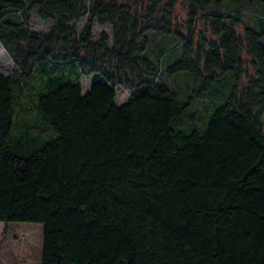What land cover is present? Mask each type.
Segmentation results:
<instances>
[{
	"label": "trees",
	"instance_id": "trees-1",
	"mask_svg": "<svg viewBox=\"0 0 264 264\" xmlns=\"http://www.w3.org/2000/svg\"><path fill=\"white\" fill-rule=\"evenodd\" d=\"M151 32L181 59H151ZM0 49L17 67L0 72V221L43 224L41 264H264V0H0ZM44 62L94 79L26 95ZM30 110L57 134L41 147L13 134Z\"/></svg>",
	"mask_w": 264,
	"mask_h": 264
},
{
	"label": "rangeland",
	"instance_id": "rangeland-1",
	"mask_svg": "<svg viewBox=\"0 0 264 264\" xmlns=\"http://www.w3.org/2000/svg\"><path fill=\"white\" fill-rule=\"evenodd\" d=\"M256 7L259 10L263 9L260 2H256ZM243 19L246 21L247 14H243ZM253 18V17H252ZM34 22L38 23V26L44 23L40 21L36 16L33 18ZM43 23V24H41ZM248 26L259 29L260 19L253 18L252 23L246 22ZM104 29L103 27L97 26L96 31ZM110 32V28H106ZM150 39L154 42L156 54H150L149 57L153 60H157L159 54L158 50L161 49L164 54V63L171 65L176 61L180 60L183 53L181 48L177 45V40L174 36L163 35L159 36L156 32H151ZM157 40V41H156ZM158 42V43H157ZM158 55V56H157ZM0 72L5 74H15L17 72V67L11 60V58L3 51L0 52ZM54 73H58L65 77L71 75L72 79H77L80 76L81 82L85 89L94 79L93 76H81L77 73L75 67L66 66L58 67L49 62L41 63L34 70L32 75L27 79L25 94L31 95L38 91L42 85V80L51 78ZM176 81L183 84L184 79H186L185 86L191 83V78L187 73H180ZM182 76V77H181ZM224 80L221 83H217V89H224L225 92L230 94L233 90V85L235 84V78L233 73L229 72L223 77ZM172 81V80H171ZM174 81V80H173ZM129 91L121 90L119 91L117 102L119 104L123 103L128 96ZM220 103L225 101V98L219 96ZM202 106H199V105ZM204 100H199L196 102V107H204ZM197 109V108H194ZM187 117H182L178 122H176L175 127L178 129H183L189 131L191 129L190 121H187ZM13 134H29L30 137L36 136L38 138L39 146H43L47 141H50L57 137V134L53 131L51 126L47 124L43 119H41L37 113L32 110L30 112H25V114H20L15 121V126L13 128ZM43 229L42 223L34 222H9L4 223L0 221V264H41L42 262V247H43Z\"/></svg>",
	"mask_w": 264,
	"mask_h": 264
},
{
	"label": "crops",
	"instance_id": "crops-1",
	"mask_svg": "<svg viewBox=\"0 0 264 264\" xmlns=\"http://www.w3.org/2000/svg\"><path fill=\"white\" fill-rule=\"evenodd\" d=\"M1 51H3V52L5 53V51H4L3 49H0V52H1ZM5 55H6V53H5Z\"/></svg>",
	"mask_w": 264,
	"mask_h": 264
}]
</instances>
